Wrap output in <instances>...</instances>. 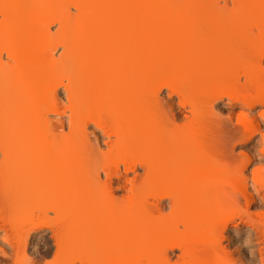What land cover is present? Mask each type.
<instances>
[{"label": "bare ground", "instance_id": "obj_1", "mask_svg": "<svg viewBox=\"0 0 264 264\" xmlns=\"http://www.w3.org/2000/svg\"><path fill=\"white\" fill-rule=\"evenodd\" d=\"M262 48L264 0H0V264H264Z\"/></svg>", "mask_w": 264, "mask_h": 264}, {"label": "rangeland", "instance_id": "obj_2", "mask_svg": "<svg viewBox=\"0 0 264 264\" xmlns=\"http://www.w3.org/2000/svg\"><path fill=\"white\" fill-rule=\"evenodd\" d=\"M54 29H55V27H52V30H54ZM263 49L264 48H262V50ZM262 50L260 52H262ZM261 66H262L261 67L262 70H264V58H263V62L261 63ZM241 78L240 79H241V82H242L243 81V77H241ZM60 94H61V92H60ZM224 100H226V99L224 98ZM224 100L223 101L216 102L214 104V110L217 113L219 112L220 113V114L218 113L219 115L223 114V115H221L223 117L225 116V113H232V114H234V117L232 118V120H233V123L232 124L235 123L234 121L236 120V115L239 112H242L243 111L245 114L248 113L247 112L248 110L246 108H241L242 106H240L238 104H236L235 106H232L231 108H229L227 106H224V104L226 103V101H224ZM251 111H252L251 112L252 113L251 115L258 120V122H259L260 125H261V123H264V121L261 120V117L260 118L258 117L259 114H260L258 112L264 111V107L263 106H256V107L252 108ZM222 125H220L221 126L220 127V130L221 129L222 130L224 129L223 133L224 132L225 133L227 132V134H228V130L231 131L232 130L231 127L234 128V126H231V124H230L231 127L227 124L226 126H223L224 128H222ZM225 127H227V129L228 128L229 129L227 131H225V129H226ZM232 132H231V134H232ZM228 135H230V133ZM90 138H91V136H90ZM258 139L259 138L252 139L251 141L247 142L246 144H239V143H237V141H241V140L238 139V138L235 139L233 141V145H232L233 146V152H232L231 155L234 158L235 157L238 158L240 156V151H243V153H246V155H248L249 153H252V154H254L256 156L255 157V160L257 161V164H255V166L253 165V167H258L259 166L258 162H259V160H260V158L262 156V154H260V152H259L262 149V148H260V145H262V143H259L258 144V141H259ZM250 170L251 169H248L247 170V173H249ZM102 177H103V174H101V176H100V178L103 181V178L104 177L103 178ZM128 177H132V175L131 174H128ZM113 180H114V178H113ZM118 189H119V187H118V185L116 186L115 183H113L111 185V190H113L116 193V195L121 198V197L124 196V191H122L120 189L118 190ZM165 203H167V201H164V204ZM2 205H4V204L1 203V206ZM3 207H4L3 208L4 210L0 209L2 211V212L0 211L1 213H3V212L5 213V210L7 208V207H5V205ZM259 208H260V206L258 205V203L257 204L254 203L250 207V211H252L251 213H254ZM8 212H9V210H8ZM123 214H125V213L123 212ZM164 214L167 215V218L168 217H171V215H172V214L169 213V210L167 208L165 209ZM6 215L8 216V213L7 212L5 213V216ZM50 217H51V215H50ZM179 227L181 229V226H179ZM236 227H237V229H235L232 226L231 227H228V229L224 232V239H222L223 246L226 245L225 247H227V250L231 252L230 254L233 255V257L235 256V258H238V259L240 258L242 261L244 260L243 261L244 263L247 262V264H248V262H250L249 264H258L259 263L258 262L259 261L258 260V254L256 253L257 252L256 251V246L257 245L255 244L254 240L247 234L248 229L245 226L243 227L242 225H238V226L236 225ZM236 230H237V233H236ZM48 235H49L48 230H44L43 232L37 233L35 235V238L33 239V242H32V244H31L30 247H32V249L34 248L33 249L34 251L35 250H38V251H36L37 254H36V252H33L32 257L34 256L36 258V256L41 252L40 250H42L41 247H42L43 242L45 241V239H46V241H49L50 244H52V241L49 238L50 235L49 236ZM244 241H247V244L246 245L244 244ZM174 253H176V252H174Z\"/></svg>", "mask_w": 264, "mask_h": 264}, {"label": "snow or ice", "instance_id": "obj_3", "mask_svg": "<svg viewBox=\"0 0 264 264\" xmlns=\"http://www.w3.org/2000/svg\"><path fill=\"white\" fill-rule=\"evenodd\" d=\"M261 120L264 121V111H262L261 114ZM257 138H264V123H261L259 130L253 134L252 137L248 138L251 139H257ZM245 141H237L239 144H243ZM245 159L244 153H240V156L237 158V174L243 176L245 185L249 184V181H251V187H256V181L257 179L259 182L264 185V156H261L258 164L259 168L253 167V165L257 164V161L255 160V155L252 153L248 154V158L245 159V164L243 167L239 166V160ZM251 169L252 174L251 177L247 175V170ZM257 171L259 172V175L257 176ZM4 243L7 244V239L4 240ZM244 244H247V241H244ZM5 253L0 252V255H4ZM27 264H40V262L36 261H27ZM48 264H53V262H48Z\"/></svg>", "mask_w": 264, "mask_h": 264}]
</instances>
